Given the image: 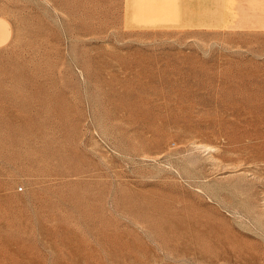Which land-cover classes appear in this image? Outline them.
Here are the masks:
<instances>
[{"label":"rangeland","instance_id":"374dc122","mask_svg":"<svg viewBox=\"0 0 264 264\" xmlns=\"http://www.w3.org/2000/svg\"><path fill=\"white\" fill-rule=\"evenodd\" d=\"M189 3L0 0V264H264V0Z\"/></svg>","mask_w":264,"mask_h":264},{"label":"crops","instance_id":"0c3cea01","mask_svg":"<svg viewBox=\"0 0 264 264\" xmlns=\"http://www.w3.org/2000/svg\"><path fill=\"white\" fill-rule=\"evenodd\" d=\"M185 5H186V6H188V5H189V6H192L191 3H189V0H185Z\"/></svg>","mask_w":264,"mask_h":264},{"label":"bare ground","instance_id":"6f19581e","mask_svg":"<svg viewBox=\"0 0 264 264\" xmlns=\"http://www.w3.org/2000/svg\"><path fill=\"white\" fill-rule=\"evenodd\" d=\"M217 12V11H216ZM214 13H215V10H214ZM221 14H222V12H220ZM220 13H218V15L220 14ZM217 15V14H216ZM222 17V16H221Z\"/></svg>","mask_w":264,"mask_h":264}]
</instances>
